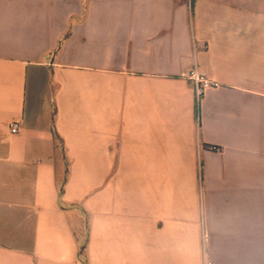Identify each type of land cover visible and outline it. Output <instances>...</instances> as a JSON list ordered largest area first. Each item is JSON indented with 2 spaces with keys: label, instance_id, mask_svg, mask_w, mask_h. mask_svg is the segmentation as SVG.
I'll return each mask as SVG.
<instances>
[{
  "label": "crops",
  "instance_id": "1",
  "mask_svg": "<svg viewBox=\"0 0 264 264\" xmlns=\"http://www.w3.org/2000/svg\"><path fill=\"white\" fill-rule=\"evenodd\" d=\"M0 264H264V0H0Z\"/></svg>",
  "mask_w": 264,
  "mask_h": 264
},
{
  "label": "built area",
  "instance_id": "2",
  "mask_svg": "<svg viewBox=\"0 0 264 264\" xmlns=\"http://www.w3.org/2000/svg\"><path fill=\"white\" fill-rule=\"evenodd\" d=\"M187 78L191 79L195 84V90L197 95V101L200 102L205 91L215 86L213 82L208 80L203 74H201L197 69L192 70L191 72L186 74ZM19 126L17 124L11 125V132L16 134L18 132Z\"/></svg>",
  "mask_w": 264,
  "mask_h": 264
},
{
  "label": "trees",
  "instance_id": "3",
  "mask_svg": "<svg viewBox=\"0 0 264 264\" xmlns=\"http://www.w3.org/2000/svg\"><path fill=\"white\" fill-rule=\"evenodd\" d=\"M82 251H84V248H83V250Z\"/></svg>",
  "mask_w": 264,
  "mask_h": 264
}]
</instances>
